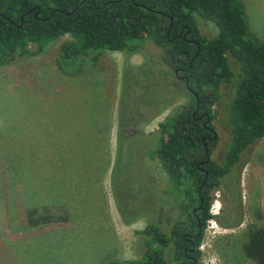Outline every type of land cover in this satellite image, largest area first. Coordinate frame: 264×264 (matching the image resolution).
I'll return each mask as SVG.
<instances>
[{
  "label": "rangeland",
  "instance_id": "obj_1",
  "mask_svg": "<svg viewBox=\"0 0 264 264\" xmlns=\"http://www.w3.org/2000/svg\"><path fill=\"white\" fill-rule=\"evenodd\" d=\"M239 1L249 31L264 40V0ZM194 18L202 35L216 36L214 25ZM71 40L66 35L39 57L15 55L0 65V264L135 261L145 251L136 233L146 222L166 230L178 216L161 193L159 165L145 154L150 135L184 104L183 84L151 42L134 55L86 57L77 71L64 72L58 49ZM221 93L213 161L229 142L223 109L230 88ZM135 134L142 137L137 148ZM213 198L200 264L214 257L217 264H264V139L242 153ZM163 253L174 264L171 249Z\"/></svg>",
  "mask_w": 264,
  "mask_h": 264
},
{
  "label": "trees",
  "instance_id": "obj_2",
  "mask_svg": "<svg viewBox=\"0 0 264 264\" xmlns=\"http://www.w3.org/2000/svg\"><path fill=\"white\" fill-rule=\"evenodd\" d=\"M194 15L216 27L214 38L199 32ZM66 35L72 40L58 49L64 72L77 71L86 57L134 55L151 42L163 66L183 77L176 85L183 84L185 102L150 135L152 149L145 154L159 165L161 193L173 200L178 216L166 230L153 221L136 233L144 238L140 259L103 264H166L167 248L175 262L193 264L187 256L200 264L214 194L242 153L264 139V40L249 31L239 0H0V65L15 55L39 57ZM224 86L231 92L223 109L229 142L213 161L214 107ZM141 138L135 134L131 146L137 148ZM38 223L29 218V226Z\"/></svg>",
  "mask_w": 264,
  "mask_h": 264
},
{
  "label": "flooded vegetation",
  "instance_id": "obj_3",
  "mask_svg": "<svg viewBox=\"0 0 264 264\" xmlns=\"http://www.w3.org/2000/svg\"><path fill=\"white\" fill-rule=\"evenodd\" d=\"M175 76H176V78L178 79V80H180V81H183V77H180L179 75H178V73L177 72H175ZM199 170H201V171H203L202 169H200L199 168ZM149 223H151V222H146V224H145V227L149 224ZM170 226V225H169ZM199 227V226H198ZM145 229V228H144ZM198 234V233H197ZM197 234H196V237H197ZM184 238H186V235H184ZM187 241L191 244V245H193V243L191 242V240L189 239V238H187ZM186 254H187V252H186V250H184V255L186 256ZM186 259H188V260H193V258H188L187 256H186ZM173 262H174V264H181V263H179V262H175L174 260H173ZM200 263V262H199ZM196 264V263H195Z\"/></svg>",
  "mask_w": 264,
  "mask_h": 264
},
{
  "label": "clouds",
  "instance_id": "obj_4",
  "mask_svg": "<svg viewBox=\"0 0 264 264\" xmlns=\"http://www.w3.org/2000/svg\"><path fill=\"white\" fill-rule=\"evenodd\" d=\"M218 259H219L218 257H214L213 260H212V264H217Z\"/></svg>",
  "mask_w": 264,
  "mask_h": 264
},
{
  "label": "water",
  "instance_id": "obj_5",
  "mask_svg": "<svg viewBox=\"0 0 264 264\" xmlns=\"http://www.w3.org/2000/svg\"><path fill=\"white\" fill-rule=\"evenodd\" d=\"M186 84H187V83H186ZM203 142H204V140H203ZM193 213L195 214V213H196V210H194ZM199 235H200V233L197 234V237H198ZM193 261H194L193 264H195V260H194V259H193Z\"/></svg>",
  "mask_w": 264,
  "mask_h": 264
},
{
  "label": "built area",
  "instance_id": "obj_6",
  "mask_svg": "<svg viewBox=\"0 0 264 264\" xmlns=\"http://www.w3.org/2000/svg\"><path fill=\"white\" fill-rule=\"evenodd\" d=\"M216 206V205H215ZM214 206V207H215ZM216 212H217V209H216ZM210 214H215L214 211H213V207H212V210L210 211Z\"/></svg>",
  "mask_w": 264,
  "mask_h": 264
}]
</instances>
